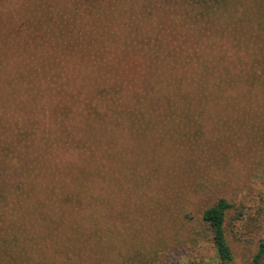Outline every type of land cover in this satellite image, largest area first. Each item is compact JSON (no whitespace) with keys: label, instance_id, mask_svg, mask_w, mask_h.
I'll return each mask as SVG.
<instances>
[{"label":"rangeland","instance_id":"374dc122","mask_svg":"<svg viewBox=\"0 0 264 264\" xmlns=\"http://www.w3.org/2000/svg\"><path fill=\"white\" fill-rule=\"evenodd\" d=\"M50 1L0 0V264H216L202 213L219 198L232 204L230 264H251L264 226V0H82L101 20L76 32L66 62L41 53ZM159 66L167 85L149 90ZM30 70L42 75L32 84ZM79 86V113H61ZM135 88L143 97L124 104ZM39 205L53 222L33 219Z\"/></svg>","mask_w":264,"mask_h":264},{"label":"trees","instance_id":"16d2710c","mask_svg":"<svg viewBox=\"0 0 264 264\" xmlns=\"http://www.w3.org/2000/svg\"><path fill=\"white\" fill-rule=\"evenodd\" d=\"M58 3H55L54 5L51 4V1L47 3L46 7L48 8V10L51 9L50 13L52 15H49L48 19L45 20L46 23V27H45V42H47V45H49L50 47V53H48V51H43L41 53H44L46 60L51 59L52 57H55V52L56 50L59 53L60 59H64L67 55V53H69V51H73L76 47V39H77V31L82 28L81 31H87V34H90L92 31H94V28H96L100 22H98V20H101V18L96 17L93 14V10H91L89 8V6H86L85 2H83L82 0H58ZM210 5V4H209ZM58 7V8H55ZM90 12L92 15V18H85V14ZM80 31V32H81ZM77 32V33H76ZM51 33V34H49ZM75 34V36H74ZM80 34H84L85 33H80ZM152 41V37L150 35H142L141 39H140V43L142 44V46L144 44H146V42H150ZM54 43V46H52L51 44L48 43ZM145 42V43H143ZM78 43V42H77ZM126 45L130 44L133 45V50H137L138 48H140L141 50L143 49L142 46H137V44H135V41L132 42V39H126L124 42ZM78 48V47H77ZM93 49V48H92ZM131 50V49H128ZM147 50L149 51V53L153 54V55H157V50L153 49L151 46L147 47ZM77 54V53H76ZM105 52L103 50H100L97 55L94 57L95 60H93L94 62H98L97 65L98 67H100L99 69H102V66H105V64L107 63L104 60H100L102 59V56H105ZM80 56V55H79ZM81 57V56H80ZM80 59V58H79ZM66 62V60H65ZM60 64V62H59ZM109 66V64H108ZM106 68H108L107 66H105ZM94 71H95V67ZM159 73L156 72L154 73V71L151 72V75L149 76V74L144 77L146 83H148L149 85V90H153L155 88V84L159 87L162 86H166L167 85V79H166V75L169 71L166 72L162 71V66H159ZM37 72L35 71H28V75L31 78V82H29L30 84L33 83V78L34 76H32V74H34L36 77L38 76H42L41 72L39 74H36ZM89 77L88 79H93L90 75L87 76ZM143 77V76H142ZM143 79V80H144ZM69 81V80H67ZM66 81V86L68 85ZM89 86L87 87H83V86H79L77 87L78 89L74 90L72 93H70V95L67 97V102L65 104V107L63 106L61 113L65 112H72L74 110L73 108V104H75V101L77 100L78 96H83L85 91H87ZM138 88V87H137ZM137 88H135L132 91V94L129 93L127 94L125 92V103L129 102V104L131 103V101H134V99L140 100L143 97V93H140V91L137 90ZM152 88V89H150ZM45 91V89H43ZM122 92V90H121ZM145 95V94H144ZM157 95V94H155ZM94 102L96 101H90V106L92 111L97 114L98 111V105H93ZM89 106V105H87ZM90 108V107H89ZM113 109H115V106H113ZM76 112V114H78L79 110L75 109L74 110ZM91 119V118H90ZM89 119V120H90ZM94 122L95 120L92 119ZM80 123V122H79ZM73 128V126H72ZM62 129H65L66 134H68L67 136L70 138L71 143H83L84 141L81 139V137L78 139L74 138L72 139L73 135L71 133H69L68 131V127L64 126L62 127ZM77 131L81 128L77 127L76 128ZM46 130L42 127L41 131L39 130V136H38V140H39V145L40 147L43 149V152L46 151V149H48V144L47 142L49 141L48 136L45 134ZM61 131H58L57 134H55L54 138L59 141L61 139H65L66 135H64L63 133H61ZM78 134V133H77ZM76 134V135H77ZM45 138V139H44ZM41 149L39 148V151H36V153H42V151H40ZM40 155V154H39ZM34 156V158L39 159L42 155L40 156ZM37 159H33V161H38ZM31 162V160H30ZM79 169V168H78ZM36 208L33 212V219H35L36 222H39V218H41L42 221H44L45 223L48 222H53L51 221V219H53L52 217V213L49 210H52L51 207H46V206H37L34 207ZM232 208V204L230 202H228L225 198H219L217 199L215 202H213L211 205H209L208 207H206L202 213V220L208 225V229H209V237L212 241V245L215 248L216 251V259H217V263L216 264H230L233 261V252L231 250V247L228 243V240L226 238V229H225V222H226V216H227V212ZM47 209V210H46ZM65 217L64 216H58V221L60 223H63L65 221ZM54 220V219H53ZM66 220H74L71 218H68ZM76 221V219H75ZM43 224V223H42ZM5 237L2 236L0 234V248L3 249V245L4 243L1 241V239ZM14 237V235H13ZM12 237V239L14 240V238ZM6 251H7V247H4L3 250V255H6ZM264 256V226H263V235L262 238L259 241V245H258V251L255 254V256L253 257V260L251 262V264H260L262 257ZM196 264V263H194Z\"/></svg>","mask_w":264,"mask_h":264}]
</instances>
